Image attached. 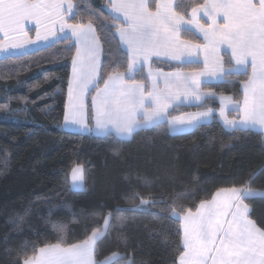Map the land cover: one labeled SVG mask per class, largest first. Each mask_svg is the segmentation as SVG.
Wrapping results in <instances>:
<instances>
[{"label":"trees","instance_id":"obj_1","mask_svg":"<svg viewBox=\"0 0 264 264\" xmlns=\"http://www.w3.org/2000/svg\"><path fill=\"white\" fill-rule=\"evenodd\" d=\"M72 2L76 18H67L69 23L92 19L111 25L106 19L108 0ZM201 2L177 0L178 10L190 13L191 6ZM182 38L203 43L191 31L182 33ZM69 47L70 42L60 39L0 58V264H23L44 244L80 242L93 229L103 230L104 217L117 206L125 210L114 212L106 235L98 241L97 261L117 255L108 264H177L181 228L173 209L194 211L220 188L248 185L264 191V173L250 179L264 167V135L227 130L215 117L181 133H170L167 124L144 129L131 141L64 130L75 51L70 53ZM124 53L116 40L111 48L105 45L101 54L105 69L123 62L124 71ZM221 54L223 68L231 69L229 56ZM175 64L153 60L151 67L172 72ZM134 75L137 80L145 77L144 72ZM244 79L224 76L202 87L241 100ZM217 107L216 101L207 99L197 106L173 107L167 118ZM88 124L92 125L91 116ZM78 164L86 169L83 190L69 186V170ZM133 194L134 204L129 203ZM141 198L149 203L141 205ZM245 203L250 218L264 226V197ZM58 224L66 225L63 233L56 231Z\"/></svg>","mask_w":264,"mask_h":264},{"label":"snow or ice","instance_id":"obj_2","mask_svg":"<svg viewBox=\"0 0 264 264\" xmlns=\"http://www.w3.org/2000/svg\"><path fill=\"white\" fill-rule=\"evenodd\" d=\"M74 7L72 0H0V48L6 43L22 48L27 43L46 41L58 31L63 33L62 40L70 42L68 51L75 49L66 122L79 125L85 132L127 141L144 129L165 124L172 132H182L212 117L213 109L208 108L186 121L167 119L168 110L177 101L204 104L208 98H215L213 91L202 87L206 84L202 77L244 76L242 100L221 96L220 116L233 132L264 133V0H203L191 6L190 13L179 11L177 0H109L106 19L111 25L99 17L98 24L92 19L69 23L66 17L76 18ZM201 13L207 18L203 22ZM25 21L35 22L36 41L31 40ZM189 31L202 35L204 43L183 39L182 33ZM113 40L126 48L124 71L120 70L123 62L113 63L106 70L101 61L104 46L111 48ZM222 46L235 70H223ZM201 51L203 69L185 71L201 63ZM160 57L177 62L176 70L153 71L151 63ZM145 68L146 76L137 80L134 74L143 73ZM226 108L238 112L239 119H229ZM89 116L95 121L94 127L88 124ZM260 173L264 167L250 179ZM85 180L86 169L78 164L71 173L73 188L83 190ZM256 197H264V192L248 185L233 186L218 189L210 199L201 200L194 211L173 209L182 229L179 264H264V226L250 218L251 209L245 203ZM136 198L133 194L129 203L134 204ZM148 203L140 199L141 205ZM124 210L117 206L109 211L104 229H93L80 242H57L34 249L23 264H105L95 259L97 243L106 235L114 212ZM65 228L58 224L56 231L63 233Z\"/></svg>","mask_w":264,"mask_h":264},{"label":"crops","instance_id":"obj_3","mask_svg":"<svg viewBox=\"0 0 264 264\" xmlns=\"http://www.w3.org/2000/svg\"><path fill=\"white\" fill-rule=\"evenodd\" d=\"M108 1H109V0H108ZM65 7H66V5H65ZM108 11H109V7H108ZM67 18H68V17H66V19H67ZM201 20H202V21H205L204 19H201ZM24 27H25L26 30H28V33H29V36H30L31 40H33L34 38H36L35 22H34V21H25V22H24ZM56 27H57V29H58L59 26L57 25ZM41 31H42V35H43V29H42ZM65 31H68V30L65 29ZM196 34H197V35L203 40L202 35H200L199 33H196ZM62 37H63V33H60V32L57 31L56 36H49L48 39H47L46 41H45V40H41L40 43H44V44H42L40 47L38 46V43H39V42H37L36 44H35V43H27V44H25L22 48H14V47H11V46H7V43H6V46H5V47L0 48V58H1V57H4V56H9V55L22 54V53H25V52L32 51V49L35 50V49L32 48V47H36V46H38L39 48L44 47V46H46V45H48V44H50V43H52V42H55V41H57V40H60ZM2 39H3V34L0 33V40H2ZM203 43H204V41H203ZM120 45H121V44H120ZM121 47H122V49L126 52V48H125L123 45H121ZM31 48H32V49H31ZM36 49H37V48H36ZM221 52H226V49H225L223 46H222V48H221ZM202 55H203V53H202V51H201V53H200V59L203 58ZM153 60H159V61H167V62L177 63V62H175V61L166 60L164 57L154 58ZM202 61H203V59L201 60V63H202ZM201 63H200V64H201ZM222 68H223V67H222ZM152 69H153V68H152ZM231 69H232V70H235V68H234V62L232 63V67H231ZM223 70H225V69L223 68ZM153 71H156V70L153 69ZM161 72H162V71H161ZM164 73H167V72H164ZM249 73H250V69H249ZM144 74H145V76H146V74H147V68L144 69ZM70 77H71V66H70V72H69V79H70ZM69 79H68V81H69ZM201 79H202V78H201ZM222 79H223V78H222ZM222 79H221V80H222ZM221 80L219 79V81H221ZM202 81H206V80H202ZM240 89H241V92H242V83H241V85H240ZM221 96H229V95H217V94H216L215 98H208V100H214V101H216V103H217V105H218L217 109H213L212 117L215 116V117L218 119V121L221 123V125H222L225 129L230 130V129H228V128L224 125L223 117H221V116H220V113H219V109H220V106H221V101H220V97H221ZM241 100H242V99H241ZM67 105H68V85H67V91H66V99H65L64 113H63V118H62V128H63L64 130H66V131H72V132H78V133H86L85 131H83V130L81 129L80 126H79L78 129H75V124H72V123H70V122H66V121H65V113H66V111H67ZM197 105H199V104H197V103L194 102V101H186V102H183V103L177 101V102H176V103H175L170 109H172L173 107H176V106H197ZM170 109H169V110H170ZM169 110H168V111H169ZM206 110H207V109H206ZM197 113H198L197 111L186 112V113H184V114H182V115H180V116H177V117H174V118H171V119H168V120L176 119L177 121H179V120H185V121H186V120L192 118L193 116H195ZM228 113H232L233 116H229ZM225 114L228 115V118H229V119H233V118H235V119H239V115H240L238 112H236V111H234V110L229 111V109H227V108H226V110H225ZM212 117L209 118V119H207V120H201L200 123L209 122V121L212 119ZM70 119H71V118H70ZM94 125H95V121H94V119L92 118V125H91L90 127H94ZM77 126H78V125H77ZM191 129H193V128L185 129V130L182 131V132H186V131H189V130H191ZM168 130H169V129H168ZM169 132H170V133H181V132H172V131H170V130H169ZM92 133L95 134V135H98V136H103L102 134H99V133H96V132H92ZM262 134L264 135V133H262ZM256 191H258V190H256ZM260 192H264V191H260ZM198 205H199V204H198ZM172 216H173V213H172ZM173 217H174V216H173ZM174 218H175V217H174ZM181 234H182V229H181ZM181 244H182V241H181ZM115 256H116V255H113V256H111V257L115 259V258H116ZM111 257H109V258L103 260V261L105 262V264H108L109 262H111V260H113V259L110 260ZM177 264H179V260H178V263H177Z\"/></svg>","mask_w":264,"mask_h":264},{"label":"rangeland","instance_id":"obj_4","mask_svg":"<svg viewBox=\"0 0 264 264\" xmlns=\"http://www.w3.org/2000/svg\"><path fill=\"white\" fill-rule=\"evenodd\" d=\"M200 19H204V20H206L207 18L206 17H203V14L201 13L200 14ZM202 21V20H201ZM203 22V21H202ZM197 35V34H196ZM198 36V35H197ZM199 37V36H198ZM32 41H36V38H34ZM37 42H39L38 43V46L40 47L42 44H44V43H40V41H36L35 42V44L37 43ZM203 44V43H202ZM38 46H36V47H32V48H34V49H36V48H39ZM31 48V49H32ZM33 50V49H32ZM222 53V52H221ZM202 57H203V55H202ZM203 58H201V60H202ZM172 63V62H171ZM201 65V67H200V69H198V70H201V69H203V63H201L200 64ZM223 67V66H222ZM223 78V77H222ZM222 78H220V80L222 79ZM202 80H206V83H210V82H217V81H219V79H216V78H208V77H202ZM203 111H206V109H202V110H198L197 112L198 113H200V112H203ZM197 113V114H198ZM184 114V113H183ZM196 114V115H197ZM180 115H182V114H180ZM180 115H178V116H180ZM175 117H177V116H175ZM213 117H215V116H213ZM212 117V118H213ZM172 118H174V117H172ZM216 118V117H215ZM167 119H171V118H167ZM217 119V118H216ZM218 120V119H217ZM206 123V122H205ZM90 126V125H89ZM79 128V125L77 126V125H75V129H78ZM77 165H74L70 170H69V173H68V178H69V186L71 187V189H73V190H79V189H74L73 188V185H72V181H71V173H72V169L74 168V167H76ZM176 219V218H175ZM181 246H182V244H181ZM115 257H117V255L115 256ZM111 259H114V258H110V260ZM112 261V260H111Z\"/></svg>","mask_w":264,"mask_h":264}]
</instances>
